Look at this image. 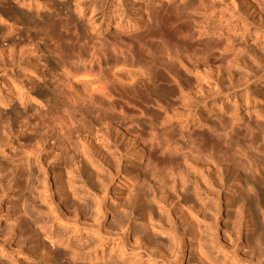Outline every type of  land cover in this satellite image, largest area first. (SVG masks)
Returning <instances> with one entry per match:
<instances>
[{"label": "clouds", "instance_id": "clouds-1", "mask_svg": "<svg viewBox=\"0 0 264 264\" xmlns=\"http://www.w3.org/2000/svg\"><path fill=\"white\" fill-rule=\"evenodd\" d=\"M0 264H264V0H0Z\"/></svg>", "mask_w": 264, "mask_h": 264}]
</instances>
